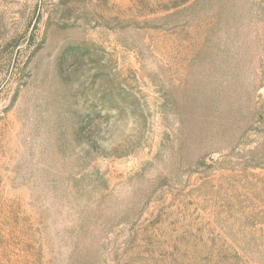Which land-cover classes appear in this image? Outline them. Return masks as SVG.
<instances>
[{
    "label": "rangeland",
    "instance_id": "374dc122",
    "mask_svg": "<svg viewBox=\"0 0 264 264\" xmlns=\"http://www.w3.org/2000/svg\"><path fill=\"white\" fill-rule=\"evenodd\" d=\"M0 264H264V0H0Z\"/></svg>",
    "mask_w": 264,
    "mask_h": 264
}]
</instances>
